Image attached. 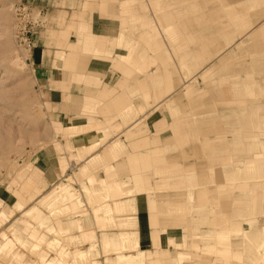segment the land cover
<instances>
[{"label":"rangeland","instance_id":"374dc122","mask_svg":"<svg viewBox=\"0 0 264 264\" xmlns=\"http://www.w3.org/2000/svg\"><path fill=\"white\" fill-rule=\"evenodd\" d=\"M131 1L125 0L124 9L127 12L121 13V8L123 7L120 4L122 0H109L107 3L102 2V0H0V264H52L48 261L49 259L53 261L62 255L66 256L68 260L65 264H70L69 261L74 260L71 255H74L77 249H85L89 243L96 244L95 249L97 253L99 252L96 257L98 261L100 260V264H115V262L116 264H120L118 262H123L118 257H115L117 254L103 257L100 251L101 246L99 248V242H101V238L98 232L99 228L96 216L101 214L100 208L104 204L92 202L84 190V188L88 187V183L85 182L93 177H85L82 185L76 182L73 183V180L65 181L63 179L65 174L72 173L80 164L76 163V160L70 155L74 151L75 146H71L70 138L72 134L67 130V126H71L78 121L72 119V116L68 112L77 114L78 112H82L83 109L89 110L94 107L93 102L88 100L92 99L90 96L99 98V95L85 94L83 100L80 99L82 102L71 105L74 99L73 94L75 98L81 96L82 90L80 85L82 83L94 86L99 85L91 84L89 79L85 77V74L78 73L79 71H83L80 68L81 62L88 64L92 56L88 61H80V59L84 55H91L94 51L92 47L88 49L84 48L82 42H77L78 39L74 43L68 42L69 49L74 51L72 52L73 54L65 55L64 60L54 63L55 59L59 57V53L57 51L54 52V69L49 73L43 71L45 68L43 65H38L37 55L34 51L39 46L40 48L45 47L47 48L46 50L52 52L54 46L56 49L58 38L62 36L66 37L71 31L70 29L73 30L75 28L77 31L74 32L75 37H80L86 29L81 30L79 28V19L82 15L85 17L87 13L94 9L108 10L109 12L119 11V14L113 15L121 21V30L124 29L126 34L132 35L134 38L139 37V39H141L140 34H144L146 40L152 41L155 46L154 48L158 52H163V58L159 56L161 57V61L157 57V54L149 52L147 53L148 57L146 60L137 68H130L125 65L120 66V69L123 71L129 68V70L132 69L130 70L132 73L139 75L137 77L140 78L136 77L133 83L137 86L139 85L141 91L148 89L144 81L146 72L144 73L143 71L155 69L161 62L166 61L167 65L165 68H161L163 75L160 77L158 83H162L163 89L170 86L172 88V92H169L168 95L165 94L166 96H164V99L162 98L161 102L163 104L167 100L171 104L166 110L164 107H161L163 105H160L159 108L153 106L150 110L153 115L150 119L147 116L140 129H129L131 126H124L125 130L123 129L122 132L117 133V129L114 130L116 133L111 134L112 138L110 140L120 142L121 146L119 150L121 151H118L119 154L116 153L118 156L115 157L114 162L112 158L106 159L108 161L107 166H113L110 167L109 172H99L100 175L98 174L96 178L102 175L105 177L107 175L112 176L114 175L111 173L113 170L114 173H117L116 176L120 177V181H127L119 185L129 187L132 186V182L128 178V175L131 174V177H133L132 173L134 171L148 173L152 187H154L151 193L145 191L146 185L143 179H133L135 190L137 189L138 197L141 198H139L138 206L141 207V210L147 209L154 212L156 210L155 216L160 227H168L169 225L168 228L170 230H168L170 232L165 233V235L161 234L163 238L168 236L180 241L181 237L185 235L187 241L190 243L178 251L188 253L187 256L191 260H195L193 264H262L261 260L255 261L254 253L256 248H253L254 246L251 248V246L243 245L242 242L245 239L243 238V230L257 227L263 217L257 223L252 225L244 223L239 228L241 230L232 231L237 226L233 225L237 220V214L234 211L239 209V214H242V217L245 218L244 213L248 214L247 212L251 207L250 196L244 194V192H239L241 189H249L248 186H239L238 184L240 181H246V179H234L236 178L234 174L236 171H232V168H229L230 171H222V166L218 164V160H213L218 158L223 159L222 161L224 162H231L233 160L231 166L236 168L238 167L236 164L239 163V159H244V164H247L249 159L252 158L253 161L255 160L254 157L260 156L257 162L259 165L264 164V53H255L259 49L264 50V31L261 32L260 37L254 39L248 38L247 34L242 37H236L237 39L234 43L225 48L220 55H215L213 42L223 45L230 35H234L238 31L237 27H234L231 33L226 32L227 25H232V22H234L233 14L236 8L233 3L239 0H135L138 3L134 0L135 3L133 1L131 3ZM151 1H155V4L153 3L154 10L153 8L151 9L153 5H149ZM165 1V5L161 7L164 4L162 2ZM21 8H24L28 13L25 23L31 29L28 34L31 42L30 46H27V42L20 41L21 31L18 28L20 19L17 12ZM130 17L132 20L134 19L131 26ZM74 19L78 22L76 26L72 25ZM154 20L159 23H156ZM170 20L176 23V27L178 25L179 34L177 38L179 48H176L174 41L168 40V37L161 30ZM68 21H70V24L67 23ZM133 26L135 28L134 31ZM160 35L161 37H159ZM42 36L47 39L46 45L40 44L41 40L39 38ZM192 38L194 43L191 41ZM200 42L203 43L201 44ZM260 44L262 48L259 47ZM99 48V50H102V46ZM182 50L184 53L190 50L189 56L193 55L196 58L190 59L191 57L185 56L186 60L190 61L184 67L180 66L181 61L176 54V52ZM99 52L94 54L93 57L98 58L102 53L101 51ZM168 52H171V55ZM152 55L156 56L155 58L157 59ZM200 61L203 62L201 63ZM172 64H176L177 71ZM151 65L156 66L152 67ZM180 67L184 69L182 70ZM122 70L121 72H123ZM205 70L208 71L202 77L200 74ZM84 71H87V65ZM184 71L189 72V74L194 71L192 73L195 76L194 79L183 81L180 77ZM234 77H240V80L236 78V81H254V83L258 82V85H253V91L251 89L246 90L245 88L238 90L234 86L237 85ZM52 78H57L58 80L55 82L52 81ZM137 79H141L140 81L142 82L138 83ZM191 80H193V83H190L192 82ZM190 84L196 88H192ZM52 87L66 91L67 95L61 99L56 97L50 93ZM244 90H246V93H244ZM239 91L243 92L244 97L241 93H238ZM158 93L159 90H154L151 96ZM95 94H97V91ZM178 97L180 98L177 99ZM238 98H240L241 104L227 103ZM59 100L63 102L61 107ZM75 101H79V99H75ZM60 113L62 116H59ZM95 115L97 117L104 116L98 110ZM69 118L70 120H68ZM156 118L158 119L157 126H151ZM148 124H151L150 127ZM76 127H78L79 131L73 136L85 131L84 128L81 129L82 126ZM243 130H247L245 132L250 133L247 135L248 138L244 137ZM123 132H125V135H131V138L129 137L130 140H122L120 135ZM253 134H257L258 137L250 139V136ZM164 135L168 138L171 136L172 138L170 137L171 139L166 141L164 140ZM151 136L154 137L151 138ZM138 137L142 138L138 139ZM182 137H185L189 141L180 143V138ZM196 138L201 141L198 144L203 146L201 150L204 149L203 152L207 155L203 154L200 157L194 155L182 156L181 150H187L197 144L195 141V143H192ZM152 139H158L155 145H158L156 151L148 150L151 144L154 145ZM58 140L59 142H57ZM205 140L210 141L207 142ZM60 142L61 144H58ZM66 143L72 149H66ZM109 145L110 141L105 146H102V148L100 147L98 151L107 148ZM176 145L182 146L180 148V146ZM198 148L199 146L193 150ZM65 150L72 163L70 161L69 163L67 162L64 156ZM146 152H150L152 156L163 155L164 157L154 159L149 157L148 154H143ZM189 159L191 160L189 161ZM82 162L85 161L83 160ZM194 163L196 164L194 165ZM244 164L241 163L239 165L240 168H244ZM66 166L67 168H65ZM55 168H57L59 179L53 181L52 184H46L47 170L49 172L51 170L54 173L53 169ZM61 172L63 175L60 174ZM167 175H171L172 180L175 182L172 184V187L170 182L167 181ZM175 175L179 176L175 177ZM239 176L246 177V172H242ZM181 178L182 181L180 180ZM196 180H199V183ZM193 181H195L194 188H198L199 186H201L200 188L207 187V203L205 202L203 205L205 210L204 217L200 215V219H204L203 223L200 224L196 221L193 223L191 219L183 220L185 216L189 217V215L196 218L193 216L191 208L197 207L198 196L196 195V198L194 197L191 202H188L190 200L186 197V192L189 190L187 183ZM58 182L59 184L63 183L69 187H66L68 190H73L78 194L77 197H75L76 195L68 197L66 201L68 203L62 207L64 214L66 213L67 215H62L60 219L68 229L60 238H57L52 233V229L56 226V217L51 215L50 212L41 208L42 215L48 218L49 223L48 227H41L38 225L37 220L28 219L22 212H17L14 206L16 201L23 204V209H27L33 204L38 205V199H36L37 201H28L29 193L24 189L26 183L28 187L29 184H37L36 187L39 188L37 190L44 188L43 193L57 188ZM216 186L218 189H216ZM165 190L167 191L163 193ZM180 191L185 194L183 195ZM234 193L235 196H233ZM262 194L259 190L257 199L264 202ZM120 200L117 202L120 203ZM72 203L76 204L73 209ZM176 208H180L181 210L184 208L182 210L184 213L180 209V213H178L179 210ZM214 210L215 212L212 214ZM208 212L210 215H208ZM129 216V214L121 215L114 212L116 220H127ZM172 216L177 218L174 220L175 222L173 221L174 224L170 223V221L165 222ZM181 216L183 218H180ZM212 219H215L218 223H215ZM68 222L70 225L67 224ZM207 222L209 223L207 224ZM143 223L145 224V222ZM188 223H191V226L197 223L199 225L198 230L193 231V228ZM173 225L174 227L172 228ZM186 227L190 228L186 229ZM156 229L157 227L152 229V237ZM210 233L212 234V239L210 238ZM118 234V231L112 232V236H116V238L119 237ZM97 235L99 236L97 237ZM215 236H218V252L215 249ZM227 237H230L232 242L235 243L233 247L234 256L225 253L224 246L228 242ZM163 244L162 248H166L164 247L166 244ZM78 245H81L83 248ZM148 248H151L150 245ZM252 250L253 253H251ZM175 251L177 250L171 249L170 256H178V251ZM244 251L247 253L246 256ZM247 256L254 257L252 259ZM235 258H238L239 261ZM190 259L188 260L190 261Z\"/></svg>","mask_w":264,"mask_h":264},{"label":"bare ground","instance_id":"6f19581e","mask_svg":"<svg viewBox=\"0 0 264 264\" xmlns=\"http://www.w3.org/2000/svg\"><path fill=\"white\" fill-rule=\"evenodd\" d=\"M132 1H131V3H132ZM137 1H135V2H137ZM124 2H125V0H122V2L120 4L123 7V8H121L122 9L121 10V13L127 12V10L124 9L125 8L124 7ZM146 3H148V2H146ZM153 3L155 4V1L154 2L151 1V4H149V5H153ZM162 3H164V4L161 5V7L165 5L166 1L165 2H162ZM132 5H135V4H132ZM166 5H168V4H166ZM233 5L236 8L234 10V14H233L234 22H232L233 23L232 25L231 24H228L227 25V31L226 32H230L231 33V31H232V29H234V27H237L238 31H236V33L234 35L233 34L230 35L224 41V44L223 45H220L218 42H213L214 54L215 55H220V53L225 48H228V46H230L232 43H234V41L238 37H242V36H244V35L247 34V37L248 38L254 39V38L260 37L261 36V32L264 31V0H239L237 2H234ZM230 6H231V3H230ZM149 7H151V6H149ZM152 8L154 10V5H153V7H151V9ZM249 9H250L251 14L249 12ZM148 12H149V10H148ZM126 15H128V14H126ZM147 15H148V13H147ZM141 16H142V14H141ZM131 17H130V26L132 25V21H134V19L132 20ZM147 19H149V18H147ZM154 21L156 23H159L160 22L158 19H157V21H159V22H157L156 20H154ZM79 22H80L79 28L81 30L82 29H86V22H85L84 15H82L80 17ZM230 25L232 26L231 29H230ZM134 26H133V28H134ZM156 26H157V24H156ZM149 27H152V26H149ZM177 27H178V25H177ZM177 27H176V23L171 22V20H170V22H167V24L161 30H162V33L165 34L168 37V40L174 41V43L176 44V48H179V46H178V38H177V35L179 34V32H178ZM125 29H126V27H125ZM156 29H157V27H156ZM134 30H135V28L133 29V31ZM124 31L125 30L122 29L118 33V35L116 36L115 44H114L115 45L114 48H117L119 51H122V52H118L117 51L115 55H112L113 53L111 54L112 55L111 58L113 59L112 61H114V62H110V64H112L114 68L117 67V68L120 69V66L121 65H125V66H128L130 68L131 67L137 68V67L141 66V64L143 63V61L146 60V58L148 57L147 53H149V52L150 53L157 54L158 55L157 57H159V56L162 57L163 52H158L157 49L154 48L155 46L152 43V41L146 40V37H145L144 34L141 33L140 34V38L141 39H139V37L138 38L137 37L134 38L132 35L126 34ZM155 31H154V33H155ZM159 37H161V35ZM77 39H76L77 42H82V44L84 45V48H87L88 49V48H91L92 47V50L94 51V53H92L89 56L84 55L80 59V61H83V60L88 61V59L91 56H93L94 54L100 53L99 51L102 52V50H99L100 49L99 47L101 45H103V43L100 42V41L98 43L97 35L96 34H94V33H84L83 34V32H82V35L80 37H77ZM191 41H192V43H194L193 42V38H192ZM259 47L262 48V45L260 44ZM104 49L107 50L106 51V54L111 53L106 47ZM189 52H191V51L189 50V51H186L185 53H184L183 50L182 51H179V52H176V54L179 56V59L181 61V63L179 62L180 63V66H183L184 67L190 61V60L189 61L186 60V58H185V56L186 57L189 56V54H190ZM57 53H59V57H57L55 59L54 63H57L58 61L65 59V52L63 50L62 51H57ZM168 53H170V55H171V52H168ZM255 53H262L263 54L264 53V50L259 49ZM166 54H167V51H166ZM166 54H164V55H166ZM161 57H159L160 58V61H161ZM189 57H191L190 59H193L194 56L192 55V56H189ZM155 59H157V58H155ZM165 62L164 61L161 62V64L158 65V66L155 65L156 66L155 69H151L149 71H143L144 73L146 72L145 75L144 74L143 75H144V81H145V83H146V85L148 87V89L143 90V91L140 90V86L139 85L137 86L136 84L133 83L134 79L137 76H139V75H136V73H132V71H130L132 69L129 70V68L126 67V68H128V70L125 69L123 73L127 75L129 81L131 82L130 84H132V87H131L132 91H130V94H129V96L133 99L132 104L129 105L128 107L124 108V109L122 108L121 111L119 110V112L116 115H114L113 117H110V118L105 119V122L108 124L107 127H99L96 130L97 136H96V138L94 140L92 139L90 141V138L92 137L93 134H88L86 136V139H88V141L86 142V145H84L82 147L75 146L74 151L72 153H70V155L76 160V163H80V164H79V166H78V168L76 170H73L72 171V173H67V174H65L63 176V179L65 181H67V180L68 181L69 180H73L74 181L73 183L76 182V183H79L80 185L83 184V180H84L85 177H89V176L93 177L89 181H86L85 182V183H88V187L87 188H84V190L86 192L85 194H87L88 197L91 198V201L92 202H94V203H100L101 202V203L104 204L103 207L100 208L101 209V214L96 216V222H97L98 228H99V231L98 232H99V235H100V238H101V242H99L100 243L99 248L101 246V248H100L101 250L100 251L103 254V257H109L112 254L113 255L114 254H117V256H115V257H118L119 260H122L123 261V262H118L120 264H122V263L123 264L124 263L125 264H178V263L193 264L195 262V260H191L189 258V256H187L188 253H183L181 251H178L180 248H183L188 243H190V242L187 241V238L185 237V235H183V237H181L182 239L180 241L175 240L173 237H168L167 235H166L167 236L166 238H162L161 237V234H164L165 235V233L170 232L169 231L170 229L168 228L169 225H168V227L167 226H161V227L159 226L158 220H157V218L155 216L156 210H155V212L153 211L154 212V215H151V223H150L151 226H152V229H155L157 227V229L155 231V234L152 237V247H153V249L152 250H148L146 252V250H143L140 247V243H139V240H138L139 237L137 236L138 228L139 227H138V223H137V220H136V216H137L138 211L141 210V207L134 204L135 201H137V203H138L140 197H138L139 194H138V192H136L137 189L135 190L134 180L133 179H136V178L143 179V181H144V183L146 185V190L145 191H147V193H151L154 187H152V182H151V179H150V176H149L148 173H146V172L141 173V172L134 171L132 173V175H133L134 178L131 177V174L128 175V178L132 182V186H129V187H124L126 185H123V186L119 185L120 183L123 184V183H126L127 181H125V180L124 181H120V177L119 176H116L117 173H114L113 170L111 171V173L114 174L112 176L111 175L110 176L107 175L105 177V176L102 175V176H99L98 178H96V176H98L99 172L100 173L102 171H104V172H107L108 171L109 172L110 167L113 166V165L107 166V162L108 161H106V159L107 158H112L113 159V162H114L115 157L118 156L116 153H118V151H121V150H119V147L121 146L120 145V142H115V140H112V141L110 140L112 138L111 134L113 135V134L116 133L114 130L117 129V133L118 132H122L123 131L122 129L124 128V126H126V127L131 126V128H129V129H133V128L140 129L143 126L142 125L144 123L143 121L147 118V116L151 115L150 113L148 114V112L150 111V109H149L150 106H154V107L156 106V108L157 107L159 108L160 105H163L161 107H164V109L166 110V108L171 104V102H167V100L164 101L163 104L161 103L162 100L164 99V96H166L165 94L168 95L169 92L170 93L172 92L171 86L169 88L163 89V87L161 86L162 83H160V82H159L160 84L158 83V81L160 80V77L163 75L161 68L162 67L165 68V66L167 65ZM170 62H172V61H170ZM86 65H87L86 63L81 62V67L80 68L83 71H79L78 73H83L84 74V72H85L84 70H86ZM172 65H174V64H172ZM151 66L152 67H155L153 65H151ZM174 66H175L174 68L177 71L176 64ZM180 69H182V68L180 67ZM169 70H170V68H169ZM178 70H179V68H178ZM182 70H181V72H182ZM194 71L192 73H194ZM207 71L208 70L203 71L200 75L202 77H204L205 74L207 73ZM192 73L189 74V72L187 73V72L184 71L183 74H181V77L180 78L183 81H188L190 79H194L195 76ZM236 78L234 77V79H235L234 81H235V83H237V85H234V86L238 90H240V88H245L246 90L247 89L248 90L251 89V91H253V89H252L253 85H255V84L258 85V82H255L254 83V81H251V82H245L244 80H243L244 82L238 81V80H240L239 79L240 77L237 78L238 80L236 81ZM87 79H89V81L91 82V84H95V85L99 84V79L96 76L95 77H92L91 76L90 78H87ZM137 80H138L137 81L138 83H141L142 82V81H140L141 79H137ZM248 80H250V79H248ZM191 81L192 82H190V83H193V80H191ZM194 83H195V81H194ZM190 86H192V85L190 84ZM192 88H194V87L192 86ZM154 90H159V93L156 94V95H154V96H151V93ZM246 90H244L245 91L244 93H246ZM96 91L97 90H95V91L94 90L93 91L92 90H87L85 92V94H88V95H97V94H95ZM234 91H233V93H234ZM235 93L237 94V92H235ZM238 93H241V92L239 91ZM181 95H182V93H181ZM243 95L244 94H242V96ZM179 98L180 97H178L177 99H179ZM241 99H243V98H241ZM108 102H109V100H108ZM240 102H241L240 101V98H238V99L229 101L227 103L228 104H231V103H233V104H241ZM105 109H106V107H105ZM96 112H97V110L94 109V108L89 109V110L88 109H83L82 112H78L77 114H74L73 116H74V118H78V119L86 118V123H85L84 126L81 127V129L84 128L85 131H88L87 129H88V124L89 123H95V122L99 121V118L95 115ZM105 117H107V116H105ZM68 120H70V118ZM177 125H179V124H177ZM67 130L72 134V136L75 135V134H77L78 131H79L78 130V127H76L75 125L67 126ZM245 131H247V130H243L244 137L245 138L246 137L248 138L247 135H249L250 133H247ZM125 132H127V131H125ZM125 132H123L124 134L122 133L120 135V137L122 138L123 141H127L128 139L130 140L131 135H128V134L125 135ZM250 132H252V131H250ZM152 137H154V136H151V138ZM170 137L168 138L167 136L164 135V140L167 141V140H169V139L172 138V137L171 138ZM257 137H258L257 134H253V135L250 136V139L257 138ZM140 138H142V137H138V139H140ZM180 140H181L180 143H185V142L189 141L185 137L180 138ZM108 141H110V145L107 148L102 149L100 152H97V150L100 147L102 148V146H105V144L108 143ZM139 141L140 142H143L141 140H139ZM152 141H153L152 143H154V145L151 144V147H149L148 150H150V151L151 150L152 151L155 150L156 151L158 149V145L157 146H155V145L158 142V139H154V140L152 139ZM194 141L197 144L193 145L192 147H190L187 150L186 149L185 150L184 149L181 150L182 156L187 157L188 155H190V156H193L194 155L196 157H200V155L203 156V154H205V152H203L204 149L201 150L203 146L202 145L200 146L198 144V142L201 143V141L198 138L194 139L192 141V143H195ZM205 141L208 142L210 140H205ZM57 142H59V140ZM144 143H145V141H144ZM146 143H147V141H146ZM58 144H61V142L58 143ZM142 145H144V144H142ZM71 146L74 147V145H72V143H71ZM176 146H180V148H181L182 145H176ZM197 146H199V148L193 150ZM65 147H66V149H69V148L72 149V147L68 146L67 143H66ZM65 147H63V148H65ZM130 153H132V152L130 151ZM143 154H148L149 157L154 158V159H160L163 156V155H155V156L153 155L152 156L150 152H146V153H143ZM205 155H207V154H205ZM247 157H249V156H247ZM259 157L260 156H257L256 158L254 157L255 160H253V161H252V158L249 159V162L247 164L246 163L244 164V159H239V163L236 164V165H238V167H236V168H233L231 166L233 160L231 162H224V161H222L223 159L217 157L218 159L213 160V161H217L218 160V164H221V166H222V171H230L229 168H232V171H236V172H234V174L236 176V178H234V179H237V180H241L242 178L243 179H246V181H240L238 184H239V186H248L249 189H241V190H239V192L240 193H243L244 192V194L250 196L251 207H250V209L247 212L248 214H245L244 213V217L245 218L242 217V214H239V212H238V211H240L239 209H237V210L234 211V213L237 214V216H236L237 217L236 218L237 220L236 221H239V222H236L235 221V223H233V225H237V226H235V228H233L232 231H235V230L238 231V229L241 226H243L244 223H248L250 225H252L254 223H257V221H260L262 219L261 217H263V219L261 220L260 224L257 227L254 226L255 228H253V229L250 227L251 229H249V230H245V229L243 230V233H244V237L243 238H245V239L242 242V244L243 245L251 246V248L254 246L253 248H256L255 249V253H254L255 254L254 255L255 257L253 256L256 259L255 261L257 262V261L261 260V263L264 264V204H263L264 202L260 201V199L259 200L257 199V197L259 196V190L263 193L262 194V197H264V192H263L264 191V164H262V165H259L258 164L257 159ZM83 160L85 162H82ZM190 160L191 159H189V161ZM229 163H230V165H229ZM241 163L244 164V168H240L239 165ZM195 164L196 163H194V165ZM66 165H67V163H66ZM67 166L65 168H67ZM181 167H182V165H181ZM195 168H196V166H195ZM62 169H64V167H62ZM62 169H61V171H63ZM199 170H200V168H199ZM144 171H147V170H144ZM198 172H200V171H198ZM242 172H246V177H240L239 176V175H241ZM60 174H62V172ZM202 175H204V174H202ZM178 176L175 175V177H178ZM166 177H168L167 181L170 182L171 187H172V184L175 183L172 180V176L171 175H167ZM180 180L182 181V178ZM180 180H179V182H180ZM196 181H198V183H199V180H196ZM131 182H129V183H131ZM194 182L195 181L187 183L189 185V187H188L189 190L186 192V197L188 198V200H190L188 202H191L196 195L198 196V201H197L198 203L196 204L197 207L196 208H193V209L191 208V212L193 213V216H195L196 218L192 217V215L191 216L189 215V217L185 216L183 220L185 221V220L191 219V221L193 223H194V221H196V222H198V224H200V223H203V219H204V218H201L200 219V215H203V217H204L205 210H204L203 205L205 204V202L207 203V200H206V198H207V187L200 188L201 186H199L198 188H194V186H195ZM58 184H59V182H58ZM69 185H70V183H69ZM89 185H90V187H89ZM56 187H57V185H56ZM66 187H68V186H66L63 183H61L55 189H52L51 188L52 190H49V191H47V189H46L47 192H43L42 193V190H36V192L33 193V192L30 191L31 193L29 192L30 195L27 198L28 201L31 202V201H35L36 199H38V205L33 204L29 208L23 209L24 208L23 204L21 202L16 201L14 203V206L16 207L15 209H16L17 212H22L30 220H37L38 223H39L38 225H40L41 227H48V224H49L48 223V218L47 217H44L42 215L41 208L47 210V212H50L51 215H54L56 217L55 218V224H56V226L52 229V233L57 238L58 237L60 238L64 233H66V231L68 229L65 226V224L63 223V221L60 219V217H62V215L64 216L66 214V213L64 214V210L62 209V207L68 203V202H66L68 200V197L75 196V195H76L75 197H77V195H78L73 190H68L69 187L68 188H66ZM236 187H238V186H236ZM253 187L254 188H257L258 190L257 189L256 190H251V189H254ZM188 188H186V189H188ZM216 189H218L217 186H216ZM37 191H41V194L38 195L37 194L38 193ZM166 191L167 190H165L163 193H165ZM180 192H182V191H180ZM173 193H172V196H173ZM182 193H180V194H182ZM79 194L81 195V193H79ZM184 194L185 193H183V195ZM136 196H137V198H136ZM233 196H235V193H234ZM119 199H121L120 200V203L117 202ZM75 205L76 204L72 203V206H73L72 209L75 208ZM25 206H27V205H25ZM179 209H177V210H179ZM183 209L184 208H182V210ZM171 210H173V209H171ZM180 210H179L178 213H180ZM149 211H151V210H149ZM114 212L117 213V214H121V215H128L129 214L130 216L127 218V220H119V219L116 220V218L114 217ZM214 212H215V210L212 211V214H214ZM158 215H160V214H158ZM208 215H210L209 212H208ZM52 218H54V217H52ZM180 218H183V217L181 216ZM207 218H208V216H207ZM155 219H156V222H155ZM175 219H177V218H175V217L172 216V217H170V219H168V221L166 220L165 222H169L170 221V223L172 222L174 224V222H175L174 220ZM212 220H214L215 223L217 222L215 219H212ZM204 221H206V220H204ZM180 222H177V223H180ZM208 223L209 222H207V224ZM67 224H69V222ZM183 224H185V223H183ZM188 224L191 226V223H188ZM198 224L195 223L193 226H191L193 228V231H197L198 230V228H199V225ZM208 226H210V225H208ZM173 227H174V225L172 226V228ZM189 228L190 227H188V228L186 227V229H189ZM248 228H249V225H248ZM239 230H241V229H239ZM116 231L119 232V234H118L119 237L117 236L118 238H116V236H112V232H116ZM186 231H188V230H186ZM208 231H209V229H208ZM16 232H18V231H16ZM5 233H7V232L5 231ZM212 233H214V232H212ZM19 235H20V233H19ZM99 235H97V237ZM209 235H210V238H211L212 237L211 236L212 234L210 233ZM194 236H195V234H194ZM215 238H216V240H215L216 241L215 242V249L218 252V248H217V246L219 244L218 243V240H217L218 239V236H215ZM227 239H228V242L224 246L225 247V253H229L231 256H234L233 254H235V253L233 251V249H234L233 247H234V244L235 243L232 242V240H231L230 237H227ZM70 240H71V238H70ZM198 241H199V239H198ZM163 243L166 244L164 246L166 248H162L163 245H164ZM81 245H78V246H81ZM193 245H195V244L193 243ZM95 246H96V244L89 243V245L85 249H81V250L80 249H77V251L74 253V255H71V256H73L74 260H72L71 262L69 261V263L70 264H100L99 263L100 260L98 261L97 260V257H96L99 252L97 253V251L95 249ZM169 247H171V248H169ZM63 248H65V247H63ZM75 248H76V246H75ZM243 248H245V247H243ZM94 249H95V251H94ZM171 249H176L178 251L179 255L178 256L175 255L176 257L170 256ZM97 250H98V248H97ZM177 251H175V252H177ZM244 253H245V256H246L247 253L245 251H244ZM248 253H250V252H248ZM251 253H253V250L251 251ZM248 255H251V254H248ZM245 256L243 255V257H245ZM247 257L249 258L251 256H247ZM253 257H251V258L253 259ZM130 259H131V261H129ZM188 259H190V261ZM252 259H250V260H252ZM236 260L239 261L238 258ZM48 261L50 263H52V264H65L66 262H68L66 256H64V255H62L60 258L54 259L53 261L50 260V259ZM102 261H103V259H102ZM116 261H118V260H116ZM255 261H253V262H255ZM105 262H107V261L105 260ZM115 264H116V262H115Z\"/></svg>","mask_w":264,"mask_h":264},{"label":"crops","instance_id":"0c3cea01","mask_svg":"<svg viewBox=\"0 0 264 264\" xmlns=\"http://www.w3.org/2000/svg\"><path fill=\"white\" fill-rule=\"evenodd\" d=\"M102 2L107 3V2H109V0H102ZM119 13H120L119 11L109 12L108 10L102 11L99 9H94L85 15L86 30H84L83 33H94V34H96L98 42L99 41L102 42L103 45H101L102 46V53L99 55L98 58L93 57V56L91 57V59L89 60V63L87 64V71L84 74H85V77H87V78H90L91 76L92 77L96 76L99 79V85L94 86V85H90V84L87 85V84L82 83L80 85V88L82 90L81 96H77L75 98V95L73 94L74 99L72 100L71 105L73 103L82 102L83 97L85 96V92L87 90H92V91L97 90V95H99L98 96L99 98L90 96V98H92V99H88V100L92 101L94 104L93 108L100 111L104 116H98L99 121H97L95 123H89L88 124V129H89L88 131H84V132H82L76 136H72L70 138L71 143H73V145L77 146V147H82V146L86 145V142L88 141V139H86V136L88 134H93L92 137L90 138V141L92 139L94 140L97 136L96 130L99 127H107L108 124L105 122V119L113 117L114 115H116L119 112V110L121 111L122 108L124 109V108L128 107L133 102V99L129 96L130 91H132V89H131L132 84H130L131 82L129 81L128 77H126V75H124V73H123L124 71L121 72V69H118L117 67L114 68L113 65L110 64V62H114V61H112L113 59L110 57L112 55H115L117 51L120 52L117 48H114L116 36L121 31L120 20L118 17H115L114 15L119 14ZM67 23L70 24V21H68ZM77 23L78 22L75 21V19H74L72 25L76 26ZM70 30L71 31L68 33V35H66V37L62 36L61 38H58V40L56 42V49L54 46V50H52V52L46 50L47 48H45V47L40 48L38 46L34 49V51L36 52V55H37L38 65H43L45 67L43 69V71L45 73H49L54 69V67H53V61L55 59V53L54 52L63 50L65 52L66 56L73 54L72 52H74V51L69 49V47H68L69 43L68 42H72V43L76 42L77 38L74 35V32L76 30H75V28L73 30L72 29H70ZM39 40H41L40 44L46 45V43H47L46 37L42 36L39 38ZM105 47L111 53L106 54L107 50L104 49ZM109 55H111V56H109ZM54 72H56V71H54ZM59 75H61V74L59 73ZM138 78H140V77H138ZM56 80H58V79L52 78V81L56 82ZM48 81H49V79H48ZM51 89L52 90L50 93H52L56 97H59L60 99L67 95V92L63 91L62 89H58V88H54V87H52ZM75 99H77V100L79 99V101H75ZM80 99H82V100H80ZM108 100H109V102H108ZM59 102H60V107H61L63 102L61 100H59ZM71 105H70V107H71ZM105 107H106V109H105ZM152 107L153 106H150L149 109L151 110ZM69 110H70V108H69ZM68 113H70V115L72 116V119L78 121V122L73 123L72 125H75V126H84L85 125L86 118H83V119L74 118L73 112L72 113L68 112ZM148 113L151 114V111H149ZM152 115H153V113L151 115H149V119ZM59 116H62V114L60 113ZM105 116H107V117H105ZM155 121L152 123V125L148 124L149 127H150V125L151 126H153V125L157 126L156 124H157L158 119L156 118ZM90 127H92V128L90 129ZM98 150H97V152H100ZM64 156H65L68 163H69V161L72 163V161L70 159H68L69 155L67 154L66 150H65ZM53 172L54 173H52L51 170H50V172H49V170H47V175H46L47 181H45L46 184L47 183L52 184L53 181H56V179H59L57 168L53 169ZM50 180H52V181H50ZM36 185L37 184H29V187H30L29 188L28 184L26 183V185H24L25 186L24 189H26L28 193L30 191L34 193V192H36L37 189H39L36 187ZM43 189L44 188H42V191H43ZM40 192L41 191H39L37 194L39 195ZM30 193H29V195H30ZM134 204L138 205L137 201H135ZM149 213H150V215H149ZM151 215H154L153 211H149L147 209H142V210L138 211L137 216H136V220H137L138 227H139L138 233H137V236L139 237L138 240L140 243V247L143 250H146V252L148 250H151V248L153 249V247H152V233H151L152 227L150 225ZM143 222H145V224ZM161 237L163 238V235ZM149 245L151 248H148Z\"/></svg>","mask_w":264,"mask_h":264},{"label":"built area","instance_id":"2783aa9c","mask_svg":"<svg viewBox=\"0 0 264 264\" xmlns=\"http://www.w3.org/2000/svg\"><path fill=\"white\" fill-rule=\"evenodd\" d=\"M17 15L19 16V31L20 32V41L23 40V42H27V46H30V40L28 38V34L30 33L31 29L30 26H27V24L25 23L26 18L28 16V13L26 12V10L24 8L19 9V11L17 12Z\"/></svg>","mask_w":264,"mask_h":264}]
</instances>
